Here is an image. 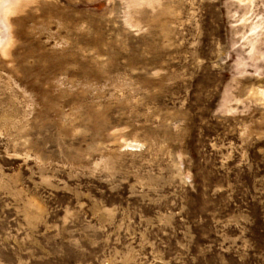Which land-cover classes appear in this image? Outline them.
I'll return each instance as SVG.
<instances>
[{
    "label": "rangeland",
    "instance_id": "rangeland-1",
    "mask_svg": "<svg viewBox=\"0 0 264 264\" xmlns=\"http://www.w3.org/2000/svg\"><path fill=\"white\" fill-rule=\"evenodd\" d=\"M11 19L0 264H264V0Z\"/></svg>",
    "mask_w": 264,
    "mask_h": 264
},
{
    "label": "bare ground",
    "instance_id": "bare-ground-1",
    "mask_svg": "<svg viewBox=\"0 0 264 264\" xmlns=\"http://www.w3.org/2000/svg\"><path fill=\"white\" fill-rule=\"evenodd\" d=\"M30 1L33 2V0H0V54L6 55L9 53V46L12 42L11 15L21 10ZM246 1L251 3V0ZM257 94L259 99L264 102V88L257 89Z\"/></svg>",
    "mask_w": 264,
    "mask_h": 264
}]
</instances>
